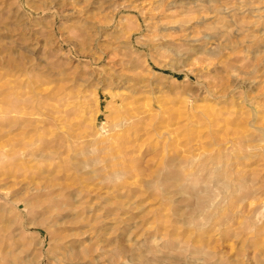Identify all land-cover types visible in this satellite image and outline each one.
<instances>
[{"label": "rangeland", "instance_id": "rangeland-1", "mask_svg": "<svg viewBox=\"0 0 264 264\" xmlns=\"http://www.w3.org/2000/svg\"><path fill=\"white\" fill-rule=\"evenodd\" d=\"M0 264H264V0H0Z\"/></svg>", "mask_w": 264, "mask_h": 264}, {"label": "bare ground", "instance_id": "bare-ground-1", "mask_svg": "<svg viewBox=\"0 0 264 264\" xmlns=\"http://www.w3.org/2000/svg\"><path fill=\"white\" fill-rule=\"evenodd\" d=\"M127 79V78H126ZM131 79V78H130ZM127 81V80H126ZM130 80L128 79L127 82H129ZM135 85V84H134ZM136 88V86H134ZM135 90V89H134ZM54 110V109H53ZM73 112V109L70 107V105L68 104H65L63 105V107H61L60 109H58V111L55 113V115L57 116L55 119H59L60 118V123L63 127L66 128V126L68 127V124L69 122H72L71 121V117L70 115L72 114ZM48 113V112H47ZM51 115V114H50ZM3 116V115H2ZM53 117V116H52ZM71 118V119H70ZM56 120V121H57ZM64 128V129H65Z\"/></svg>", "mask_w": 264, "mask_h": 264}]
</instances>
